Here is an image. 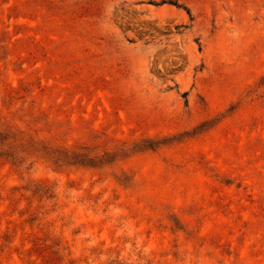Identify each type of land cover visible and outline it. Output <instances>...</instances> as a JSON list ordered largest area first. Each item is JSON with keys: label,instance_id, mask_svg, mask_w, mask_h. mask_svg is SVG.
<instances>
[{"label": "rangeland", "instance_id": "374dc122", "mask_svg": "<svg viewBox=\"0 0 264 264\" xmlns=\"http://www.w3.org/2000/svg\"><path fill=\"white\" fill-rule=\"evenodd\" d=\"M47 237L264 264V0H0V264Z\"/></svg>", "mask_w": 264, "mask_h": 264}, {"label": "trees", "instance_id": "16d2710c", "mask_svg": "<svg viewBox=\"0 0 264 264\" xmlns=\"http://www.w3.org/2000/svg\"><path fill=\"white\" fill-rule=\"evenodd\" d=\"M36 218V217H35ZM50 240H55L53 237L49 238L47 237L45 240H39L33 244V247L41 250L43 253H47L48 257L51 258L52 261H58L59 264L64 261V258L59 257V254H64L65 248H62L61 244L58 242H50ZM73 262L69 261V264H72Z\"/></svg>", "mask_w": 264, "mask_h": 264}]
</instances>
